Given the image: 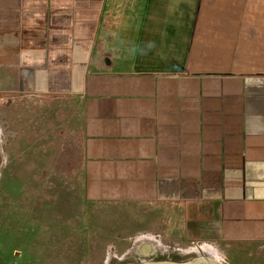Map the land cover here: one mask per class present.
I'll list each match as a JSON object with an SVG mask.
<instances>
[{"label":"crops","instance_id":"crops-1","mask_svg":"<svg viewBox=\"0 0 264 264\" xmlns=\"http://www.w3.org/2000/svg\"><path fill=\"white\" fill-rule=\"evenodd\" d=\"M13 96L47 101L0 166L30 261L264 264V0H0Z\"/></svg>","mask_w":264,"mask_h":264},{"label":"rangeland","instance_id":"rangeland-1","mask_svg":"<svg viewBox=\"0 0 264 264\" xmlns=\"http://www.w3.org/2000/svg\"><path fill=\"white\" fill-rule=\"evenodd\" d=\"M21 99V97L13 96L8 104H4V102L0 104V148L3 153L6 148L5 146H9L11 143L16 146L24 144L28 137L26 134H22L24 135L23 137L19 135L20 130L23 129L22 124L24 125L27 121V113L41 108V105L37 106L36 103H41L43 106L47 103L45 99L40 97L36 99L34 96L33 98ZM10 109L12 110L11 115L8 114ZM6 182L8 184L9 180ZM19 186L20 184L16 182L8 184L7 187H10L11 191H13L11 203L9 198L6 203V215H4L3 208H0V264H37L35 259L30 261L27 256V250L23 245L24 240L21 238V233L25 228H21L20 211L17 204L19 199L13 200L14 198H18L20 194ZM1 189L2 185L0 191ZM15 191H18V193ZM108 236L112 237L113 235ZM147 239L149 238H144V241L136 242L135 244H132L130 241H125L114 252V256L112 254L113 252H110L111 258L109 264H141L145 261L186 262L196 256L193 253L182 254L176 249L177 246L174 241L163 242L165 248L159 249L157 242L149 239L151 242V250H143L144 247L140 250L142 243L146 242ZM125 248L129 249L125 251ZM16 251H20L19 257L15 255Z\"/></svg>","mask_w":264,"mask_h":264},{"label":"water","instance_id":"water-1","mask_svg":"<svg viewBox=\"0 0 264 264\" xmlns=\"http://www.w3.org/2000/svg\"><path fill=\"white\" fill-rule=\"evenodd\" d=\"M141 264H222L221 262L211 257H194L186 262H170V261H145Z\"/></svg>","mask_w":264,"mask_h":264},{"label":"flooded vegetation","instance_id":"flooded-vegetation-1","mask_svg":"<svg viewBox=\"0 0 264 264\" xmlns=\"http://www.w3.org/2000/svg\"><path fill=\"white\" fill-rule=\"evenodd\" d=\"M3 154L4 153H3L2 149L0 148V166L3 163V160H4V155Z\"/></svg>","mask_w":264,"mask_h":264}]
</instances>
